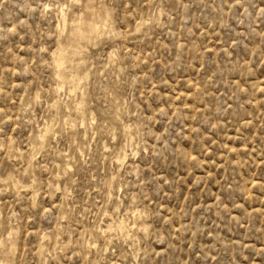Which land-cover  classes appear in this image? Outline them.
I'll use <instances>...</instances> for the list:
<instances>
[{
	"label": "rangeland",
	"instance_id": "rangeland-1",
	"mask_svg": "<svg viewBox=\"0 0 264 264\" xmlns=\"http://www.w3.org/2000/svg\"><path fill=\"white\" fill-rule=\"evenodd\" d=\"M262 8L0 0V264H264Z\"/></svg>",
	"mask_w": 264,
	"mask_h": 264
},
{
	"label": "bare ground",
	"instance_id": "bare-ground-1",
	"mask_svg": "<svg viewBox=\"0 0 264 264\" xmlns=\"http://www.w3.org/2000/svg\"><path fill=\"white\" fill-rule=\"evenodd\" d=\"M62 13H63V12H62ZM63 14H64V13H63ZM64 16L66 17L65 14L63 15V17H64ZM63 17H62V18H63ZM78 19H79V18H78ZM81 19H82V18H81ZM73 20H74V19H73ZM63 22H64V21H63ZM97 22H98V21H97ZM99 22H100V21H99ZM103 22H104V21H103ZM103 22H101L102 25H103ZM65 23H66V21H65ZM65 23H64V24H65ZM82 23H83V22H82ZM105 23H106V22H105ZM66 24H67V23H66ZM77 24H78V23H77ZM80 24H81V23H80ZM73 25H74V24H73ZM81 25H82V24H81ZM81 25H80V27H81ZM88 25H89V24H87V26H88ZM99 25H100V24H99ZM102 25H100V27H101ZM104 25H105V24H104ZM74 26H75V25H74ZM84 26H85V24H84ZM89 26H90V25H89ZM89 26H88V27H89ZM91 26L95 27V25H91ZM96 26H97V24H96ZM64 27H65V26H64ZM77 28H78V27H77ZM101 28H102V27H101ZM73 29H76V28L74 27ZM97 29H98V28H97ZM89 30H90V29H89ZM72 31H73V30H72V27H71V32H72ZM82 31H83V30H82ZM84 31H85V30H84ZM94 31H95V30H94ZM97 31H98V30H97ZM97 31H95V32H97ZM73 32H74V31H73ZM76 32H77V30H76ZM79 32H80V30H79ZM95 32H94V33H95ZM90 33H91V32H90ZM79 34H80V33H79ZM71 35H73V34H71ZM82 35H83V34H82ZM82 35H81V36H82ZM92 35H93V34H92ZM94 35H95V34H94ZM81 36H80V38H81ZM86 36H88V35H86ZM86 36H85V37H86ZM75 37H76V36H75ZM88 37H89V36H88ZM88 37H87V38H88ZM77 38H79V37L77 36ZM90 38H91V37H90ZM71 39H72V38H71ZM81 39H82V38H81ZM72 40H73V39H72ZM82 40H83V39H82ZM85 40H86V39H85ZM88 40H89V39H88ZM79 41H80V40H79ZM83 41H84V40H83ZM72 42H76L75 39H74V41H72ZM80 42H81V41H80ZM77 43H79V42H77ZM74 47H75V46H74ZM72 48H73V47H72ZM72 48H70V49H72ZM75 48H76V47H75ZM81 48H82V47H81ZM60 49H61V48H60ZM79 49H80V48H79ZM79 49H78V50H79ZM62 50H63V49H61V51H60L61 53H62ZM75 50H76V49H75ZM63 51H64V50H63ZM61 53H60V54H61ZM72 53H73V52H72ZM80 53H81V52H80ZM56 54H57V53H56ZM73 54H74V53H73ZM75 54H76V53H75ZM61 56H62V55H61ZM65 56H66V55H65ZM63 57H64V56H63ZM57 58H59V57H57ZM66 58H67V56H66ZM66 58H64V59H66ZM55 59H56V58H55ZM66 60H68V58H67ZM60 61H62V59H60ZM55 62H58V61L56 60ZM55 62H54V63H55ZM63 62H64V61H63ZM55 64H56V63H55ZM57 64L59 65V62H58ZM61 64H62V63H61ZM63 65H64V64H63ZM55 66H56V65H55ZM56 68H57V67H56ZM57 69H58V68H57ZM60 71H61V69H60ZM62 72H63V71H62ZM60 73H61V72H60ZM58 74H59V73H58ZM74 75H75V74H74ZM63 76H65V75H63ZM70 76H71V75H70ZM72 76H73V74H72ZM65 77H66V76H65ZM65 77H64L65 80L68 79V77H66V78H65ZM73 78H74V77H73ZM73 78H72V79H73ZM70 79H71V78H70ZM76 79H77V78H76ZM76 79H75V81H76ZM63 81H64V80H62V82H63ZM73 81H74V79H73ZM77 81H78V80H77ZM71 83H73V82H71ZM77 83H78V82H77ZM66 84H67V83H66ZM68 84H69V83H68ZM74 84H75V83H74ZM61 85H62V84H61ZM63 85H64V83H63ZM71 86L75 87V85H73V84H72ZM59 87H60V85H59ZM62 87H63V86H62ZM69 88H70V87H69ZM69 90H70V89H69ZM59 91H60V90H59ZM83 118H84V117H83ZM81 122H82V121H81ZM84 123H85V121H84ZM84 123L82 122V124H84ZM45 126H46V125H45ZM46 127H47V126H46ZM126 127H127V126H126ZM128 128H130V127H128ZM43 129H45V127H44ZM48 129H49V128H48ZM48 129H47V131H49ZM125 129H126V128H125ZM125 129H124V131H125ZM41 130H42V129H41ZM127 130H128V129H127ZM44 131H45V130H44ZM129 131H130V130H129ZM40 132H42V131H40ZM45 132H46V131H45ZM126 132H127V131H126ZM126 132H125V133H126ZM46 133H47V132H46ZM46 133L43 134V132H42L41 134H43V136H44V135H46ZM126 134H128V133H126ZM39 135H40V134H39ZM43 136H41V138H42ZM38 137H39V136H38ZM41 138H40V139H41ZM40 139H39V140H40ZM43 140H44V137H43L42 141H43ZM40 143H41V142H40ZM40 143H39V144H40ZM41 144H43V142H42ZM104 146H105V145H104ZM105 148H107V146H106ZM126 159H127V154H125V155H123V156H117V158H116V160H117L118 163H123ZM68 168H69V167H68ZM14 182H15V181H14ZM15 184H16V183H15ZM17 187H18V185H17ZM117 221H118V220H117ZM122 222H123V221H122ZM122 222H121V223H122ZM121 223H119V224H121ZM124 223H125V222H124ZM134 223H135V222H134ZM114 224H115V223H114ZM107 225H108V224H107ZM112 225H113V223H112ZM121 225L124 226L125 224L122 223ZM136 225H137V224H136ZM110 226H111V225H110ZM134 226H135V225H134ZM140 226H141V225H140ZM140 226H139V227H140ZM98 227H99V226H98ZM112 227L115 228L114 226H112ZM117 227H119V228L121 229L122 226L120 227V226L118 225ZM142 227H144V226H142ZM142 227H141V229H142ZM105 228H106V227H105ZM99 229H100L103 233L106 231V230H104L102 227L98 228V231H99ZM123 229H124V227H123ZM121 230H122V229H121ZM129 230H130V229H129ZM101 231H100V232H101ZM117 231H118V230H117ZM130 231H131V230H130ZM108 232H109V231H108ZM111 232H114V231H111ZM111 232H109V236H110V233H111ZM106 233H107V231H106ZM11 234H12V233H11ZM129 234H130V233H129ZM129 234H128V236L130 237ZM9 235H10V234H9ZM104 235H107V234H104ZM107 236H108V235H107ZM126 236H127V235H126ZM128 236H127V237H128ZM108 240H109V238H108ZM110 240H111V237H110ZM107 242H109V241H107ZM107 242H106V243H107ZM94 243H95V242H94ZM108 244H109V243H108ZM106 245H107V244H106ZM107 247H108V246H107Z\"/></svg>",
	"mask_w": 264,
	"mask_h": 264
},
{
	"label": "snow or ice",
	"instance_id": "snow-or-ice-1",
	"mask_svg": "<svg viewBox=\"0 0 264 264\" xmlns=\"http://www.w3.org/2000/svg\"><path fill=\"white\" fill-rule=\"evenodd\" d=\"M71 3L75 4V3H79V0H71ZM68 5H65V7H67ZM45 8L47 9L48 6L45 5ZM261 12L264 13V8L261 9Z\"/></svg>",
	"mask_w": 264,
	"mask_h": 264
}]
</instances>
